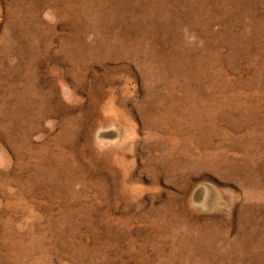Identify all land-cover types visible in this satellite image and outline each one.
Returning a JSON list of instances; mask_svg holds the SVG:
<instances>
[{
  "label": "rangeland",
  "instance_id": "1",
  "mask_svg": "<svg viewBox=\"0 0 264 264\" xmlns=\"http://www.w3.org/2000/svg\"><path fill=\"white\" fill-rule=\"evenodd\" d=\"M0 264H264V0H0Z\"/></svg>",
  "mask_w": 264,
  "mask_h": 264
},
{
  "label": "bare ground",
  "instance_id": "2",
  "mask_svg": "<svg viewBox=\"0 0 264 264\" xmlns=\"http://www.w3.org/2000/svg\"><path fill=\"white\" fill-rule=\"evenodd\" d=\"M81 3V2H80ZM78 9V8H77ZM125 9V8H124ZM127 11V10H126ZM101 19V18H100ZM103 46V45H102ZM97 51V50H96ZM109 53V52H108ZM89 59V58H88ZM189 81V80H188ZM209 114V113H208ZM211 120V119H210ZM188 126V125H187ZM211 149V148H210ZM192 155V154H191ZM8 193V192H7Z\"/></svg>",
  "mask_w": 264,
  "mask_h": 264
}]
</instances>
